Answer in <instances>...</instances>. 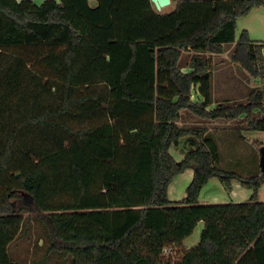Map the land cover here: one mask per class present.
<instances>
[{
	"label": "trees",
	"instance_id": "trees-1",
	"mask_svg": "<svg viewBox=\"0 0 264 264\" xmlns=\"http://www.w3.org/2000/svg\"><path fill=\"white\" fill-rule=\"evenodd\" d=\"M92 1L0 0V264H19L8 246L35 217L44 260L264 264V174L223 168L214 135L179 125L187 110L264 131V43L247 29L237 40L238 19L264 0H172L168 14L151 0ZM230 44L260 85L246 103L216 105L207 54ZM187 170L186 196L171 200ZM214 177L253 195L201 204ZM200 221L199 243L176 256Z\"/></svg>",
	"mask_w": 264,
	"mask_h": 264
},
{
	"label": "rangeland",
	"instance_id": "rangeland-1",
	"mask_svg": "<svg viewBox=\"0 0 264 264\" xmlns=\"http://www.w3.org/2000/svg\"><path fill=\"white\" fill-rule=\"evenodd\" d=\"M177 6L178 1L173 2L160 12L163 14L171 13ZM244 29L248 30L253 40L264 43V6L253 9L251 13L238 19L237 40ZM233 50L234 44H230L226 46V51L222 54H207L213 64L212 96L216 105L246 103L249 90L260 85V79L252 78L241 66L231 61ZM192 55V52L185 51L181 59V66L188 65ZM257 117H263V115L257 114ZM179 125L182 127H202L214 135L220 146L221 166L223 168L245 174H255L261 170L260 147L258 148L257 144L264 145V131L247 130L243 119L238 121L209 120L184 110ZM171 153L178 161L184 157V154L174 147L171 148ZM193 174L192 170H187L175 177L169 191L171 200H182L186 196V189L193 178ZM230 192L225 189L218 178L214 177L202 189L199 202L201 204L227 203L232 201L229 197ZM252 195V189L243 187L240 197L235 200L244 202L250 199ZM258 200L264 202V184L258 191ZM204 226V221L198 223L193 234L186 238L183 245L178 248L176 256H179L183 250L192 248L199 243ZM48 244L47 229L35 217L30 228L27 230L25 225L21 235L8 246V252L12 259L19 264H71L70 259L60 254H52L44 260V253Z\"/></svg>",
	"mask_w": 264,
	"mask_h": 264
},
{
	"label": "water",
	"instance_id": "water-1",
	"mask_svg": "<svg viewBox=\"0 0 264 264\" xmlns=\"http://www.w3.org/2000/svg\"><path fill=\"white\" fill-rule=\"evenodd\" d=\"M160 12L164 7H167L172 4V0H151ZM260 168L261 172L264 174V145L260 148Z\"/></svg>",
	"mask_w": 264,
	"mask_h": 264
},
{
	"label": "crops",
	"instance_id": "crops-1",
	"mask_svg": "<svg viewBox=\"0 0 264 264\" xmlns=\"http://www.w3.org/2000/svg\"><path fill=\"white\" fill-rule=\"evenodd\" d=\"M20 1V0H19ZM35 3L37 4H41L42 2H44L45 0H33ZM57 1H60V0H57ZM257 9V8H256ZM253 11V10H252ZM251 11V12H252ZM241 189H243V186L238 183V182H234V186H233V190L229 193V197L231 198L232 201L230 202H240V200H235L237 199L238 197H240V194H241Z\"/></svg>",
	"mask_w": 264,
	"mask_h": 264
},
{
	"label": "built area",
	"instance_id": "built-area-1",
	"mask_svg": "<svg viewBox=\"0 0 264 264\" xmlns=\"http://www.w3.org/2000/svg\"><path fill=\"white\" fill-rule=\"evenodd\" d=\"M165 252H170V251L168 249H166Z\"/></svg>",
	"mask_w": 264,
	"mask_h": 264
}]
</instances>
